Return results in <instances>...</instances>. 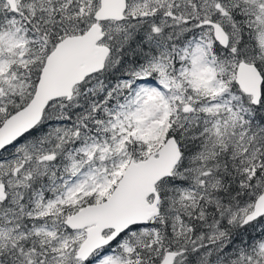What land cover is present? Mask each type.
I'll return each instance as SVG.
<instances>
[{
	"label": "snow or ice",
	"instance_id": "snow-or-ice-1",
	"mask_svg": "<svg viewBox=\"0 0 264 264\" xmlns=\"http://www.w3.org/2000/svg\"><path fill=\"white\" fill-rule=\"evenodd\" d=\"M0 264H264V0H0Z\"/></svg>",
	"mask_w": 264,
	"mask_h": 264
}]
</instances>
